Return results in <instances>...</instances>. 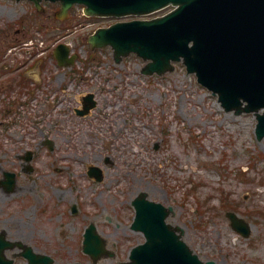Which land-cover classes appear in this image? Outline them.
<instances>
[{"label":"rangeland","instance_id":"rangeland-1","mask_svg":"<svg viewBox=\"0 0 264 264\" xmlns=\"http://www.w3.org/2000/svg\"><path fill=\"white\" fill-rule=\"evenodd\" d=\"M13 7L19 11L10 15L18 16L29 6L0 0V32L14 23L7 15ZM72 12L63 23L48 20V31L37 22L25 24L35 43L48 38L42 55L46 66L37 69L48 101L42 98L30 110L44 118L19 120L25 130L36 131L31 144L46 133L55 142L53 152L40 150L36 174V191L48 212V254L55 264L90 262L81 239L91 221L115 251L99 264L126 260L144 241L130 228L131 201L140 191L174 207L169 222L184 228V239L202 259L264 264V138L256 137V117L226 112L181 62L174 72L147 76L141 72L145 61L135 54L116 63L110 47L92 51L88 36L108 22L85 17L79 6ZM11 30L13 38L15 26ZM8 37H0V45L7 46ZM61 42L81 53L73 69L59 67L53 57ZM86 92L96 94L98 106L79 116L75 107ZM89 164L104 170L102 182L83 173ZM23 193L20 197L27 198ZM74 205L78 213L68 212ZM228 211L247 222L249 235L230 226Z\"/></svg>","mask_w":264,"mask_h":264},{"label":"water","instance_id":"water-1","mask_svg":"<svg viewBox=\"0 0 264 264\" xmlns=\"http://www.w3.org/2000/svg\"><path fill=\"white\" fill-rule=\"evenodd\" d=\"M50 1L62 3L61 18L75 3L85 4L88 15L100 16L146 15L172 4L175 8L163 16L101 27L88 40L93 49L111 45L116 62L131 52L150 60L143 68L146 74L172 71L173 61L183 60L188 72H196L198 80L219 95L226 110L236 114L254 111L259 120L258 138L264 137V112L260 113L264 109V0ZM68 52V46L57 48L60 63H66ZM87 100V107L96 104L92 95ZM136 207L134 226L145 233L147 242L134 248L132 261L126 264H203L166 223L169 211L165 207L147 200L144 193ZM230 216L234 227L248 235L249 229L241 227V220ZM85 236V251L97 259L102 239L94 226ZM96 242L101 247L96 248ZM52 262L48 257V264Z\"/></svg>","mask_w":264,"mask_h":264},{"label":"flooded vegetation","instance_id":"flooded-vegetation-1","mask_svg":"<svg viewBox=\"0 0 264 264\" xmlns=\"http://www.w3.org/2000/svg\"><path fill=\"white\" fill-rule=\"evenodd\" d=\"M14 2L17 7L20 3L29 6L28 9L23 7L24 11L18 16L10 15L12 11L18 12L17 8L8 10L7 15L15 24L14 41L25 43L31 37L25 24L37 22L45 27L48 20L52 21L48 2L43 3L41 11L31 0ZM11 32L8 27L1 35L8 37ZM25 47L22 45V52L12 56L0 48V261L3 264L7 260L14 264H27L29 258L25 253L29 249L48 255L46 201L41 204L36 191L39 153L43 149L48 154V146L44 140L31 144L36 139V131L31 128L25 130L19 120L25 106H30L36 97V59ZM29 157L31 161H26ZM26 191L27 198H21Z\"/></svg>","mask_w":264,"mask_h":264}]
</instances>
